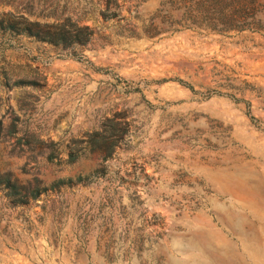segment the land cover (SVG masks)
<instances>
[{
	"label": "rangeland",
	"instance_id": "obj_1",
	"mask_svg": "<svg viewBox=\"0 0 264 264\" xmlns=\"http://www.w3.org/2000/svg\"><path fill=\"white\" fill-rule=\"evenodd\" d=\"M162 1L0 0L84 35L0 31V66L44 83L0 92L42 142L2 134L0 174L46 188H0V264H264V36L170 32Z\"/></svg>",
	"mask_w": 264,
	"mask_h": 264
},
{
	"label": "trees",
	"instance_id": "obj_2",
	"mask_svg": "<svg viewBox=\"0 0 264 264\" xmlns=\"http://www.w3.org/2000/svg\"><path fill=\"white\" fill-rule=\"evenodd\" d=\"M162 4L178 12V17L171 20L168 30L174 32L181 29H196L218 34L229 33H258L264 36V0H163ZM0 31L12 35L24 34L39 40L50 43H69L71 41H83L82 31L77 29L72 36L62 26H55L53 29L47 26H40L36 21L26 20L24 17L12 18L9 16L0 17ZM155 34L154 31L151 35ZM27 71L14 69L10 66H0V92L11 89L25 90L40 89L44 85L35 78V75L27 76ZM22 74V75H20ZM180 85L193 91L191 85L181 79H173ZM164 81V80H163ZM10 107V106H9ZM11 117L5 126L1 119L5 113H0V137L2 134L14 138L16 145H40L42 142L35 136L34 132L22 126L24 113L11 108ZM248 114V112L246 111ZM250 120H254L248 115ZM53 149L47 154V159L54 158ZM67 160L73 161L75 154L68 152ZM86 177L76 176L74 179H58L50 187L60 184L80 183ZM0 188L5 190V195L11 203L24 204L28 199L36 197L45 187L34 186L30 190L16 184L7 174H0Z\"/></svg>",
	"mask_w": 264,
	"mask_h": 264
}]
</instances>
